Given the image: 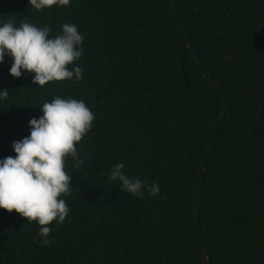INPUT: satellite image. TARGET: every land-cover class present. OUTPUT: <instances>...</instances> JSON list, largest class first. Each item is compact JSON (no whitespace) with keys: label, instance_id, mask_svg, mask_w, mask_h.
I'll return each mask as SVG.
<instances>
[{"label":"trees","instance_id":"1","mask_svg":"<svg viewBox=\"0 0 264 264\" xmlns=\"http://www.w3.org/2000/svg\"><path fill=\"white\" fill-rule=\"evenodd\" d=\"M212 77L231 102L203 181L199 212L211 264H264V0H174ZM59 34L72 23L85 49L80 81L32 82L0 64V159L30 136L54 97L83 100L92 129L69 156L70 212L43 245L37 222L0 209V264H204L193 199L206 145L225 101L203 76L166 0H70L38 11L0 0V23ZM71 68V66H69ZM123 171L160 193L135 198L109 180Z\"/></svg>","mask_w":264,"mask_h":264},{"label":"clouds","instance_id":"2","mask_svg":"<svg viewBox=\"0 0 264 264\" xmlns=\"http://www.w3.org/2000/svg\"><path fill=\"white\" fill-rule=\"evenodd\" d=\"M29 4L42 11L54 5L66 7L70 0H29ZM51 32L47 25L38 27L22 21L17 27L11 19L0 23V64L10 57L9 74L14 78L34 74L32 82L39 87L49 82L82 80L83 69L75 62L85 51L84 36L72 23L63 24L55 36ZM7 96V89L0 91V102ZM40 109L43 116L29 121L30 136L13 142L15 156L0 159V209L37 222L46 246L52 243L49 225L53 221L62 224L70 212L61 198L71 190L66 158L70 156L77 167L83 164L76 145L92 129L95 115L83 100L74 98L54 97ZM123 169L124 164L118 163L109 175L110 181H119L123 191L140 199L145 197V189L152 197L160 193L157 183L146 185Z\"/></svg>","mask_w":264,"mask_h":264},{"label":"water","instance_id":"3","mask_svg":"<svg viewBox=\"0 0 264 264\" xmlns=\"http://www.w3.org/2000/svg\"><path fill=\"white\" fill-rule=\"evenodd\" d=\"M167 6L169 8V11L174 19V21L176 22L181 34L184 37V40L195 60V62L197 63L200 71L202 72L204 78L210 83L212 84L222 95L224 101H225V106L223 111L221 112V114L219 115L215 125L212 128V131L210 133L207 145H206V149H205V153H204V158L201 164V168L199 171V175L197 178V182H196V187H195V193H194V199H193V219H194V223H195V231H196V235H197V240L199 243V249H200V253H201V257L203 260L204 264H211L210 260H209V254L205 245V241H204V235H203V231H202V226H201V220H200V212H199V202H200V198H201V190H202V186H203V181L208 169V165L211 159V155H212V151H213V147L217 138V135L222 127V125L224 124L225 120L227 118L232 117L231 114V102L228 99L226 92L223 88V86L216 82L214 80V78L212 77L209 69L207 68L206 64L203 62V60L200 58L192 39L190 38L183 22L182 19L178 13L177 7L174 3V0H166Z\"/></svg>","mask_w":264,"mask_h":264}]
</instances>
